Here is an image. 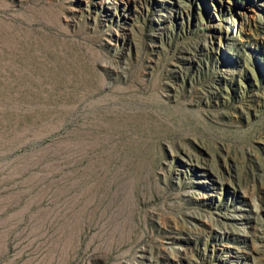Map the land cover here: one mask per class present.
I'll list each match as a JSON object with an SVG mask.
<instances>
[{
	"label": "rangeland",
	"instance_id": "obj_1",
	"mask_svg": "<svg viewBox=\"0 0 264 264\" xmlns=\"http://www.w3.org/2000/svg\"><path fill=\"white\" fill-rule=\"evenodd\" d=\"M0 264H264V0H0Z\"/></svg>",
	"mask_w": 264,
	"mask_h": 264
}]
</instances>
